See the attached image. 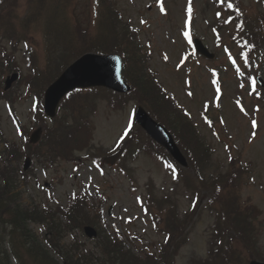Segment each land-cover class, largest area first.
<instances>
[{
  "label": "trees",
  "instance_id": "1",
  "mask_svg": "<svg viewBox=\"0 0 264 264\" xmlns=\"http://www.w3.org/2000/svg\"><path fill=\"white\" fill-rule=\"evenodd\" d=\"M17 1L0 0V7L7 5L0 12V33H3L5 26H13L6 31L10 41L20 42V35L27 44L34 30L41 37L42 54L28 53L32 71L22 77L20 85L35 94L38 123L44 132L38 145H30L27 140L23 149H19L15 143L8 146L9 161L36 156L43 165L50 166L58 160L68 161L76 152L89 149L95 131L92 114L96 103L93 99L98 95V90H77L69 94L60 105L61 115L53 119L51 125L39 106L42 105L46 87L78 57L88 52L119 53L124 61L123 77L132 86V92L124 96L112 93L114 98L109 99L108 107L113 111L122 110L130 98L143 105L170 130L187 157L189 168L182 169L176 165L167 152L136 125L127 133L125 148L129 153L142 152L164 162L174 185L183 190L189 207L180 217L177 195L162 192V196H158L153 181L148 183L144 209L152 215L158 231L165 233V241L162 244L153 243L137 255L124 247L121 235L111 238L102 229L101 213L88 207L84 195L74 196L66 211L61 206L56 210L38 206L27 209L19 202L20 193L16 190L20 184L19 175L27 183L28 174L12 168L0 170V264H12L13 256L22 264H60L57 258L64 264H176L179 250L186 241V229L201 210L209 212L214 218L211 236L215 238L217 250L211 253L210 258L207 257L209 263L197 260V264H247L252 259L264 261L257 241L260 232L257 226L261 222L262 212L250 199L242 197V190L248 184V165L243 167L239 159L231 155L229 165L214 168L213 146L191 116L178 107L157 82V74L149 65V54L130 36L128 26L119 20L118 15L113 19V2L93 0L95 18L87 23L78 17L79 0H28V3L26 1L19 6ZM240 5L236 1L231 8H227L230 22H238L242 16L243 7ZM12 14H26L27 18L18 25ZM221 22L218 21V24ZM259 24L253 51L264 42V17ZM18 27H21L20 32ZM226 32L228 40L236 42L244 35V27L238 26ZM15 61L14 55L0 45V75L18 70ZM22 136L28 138V132L24 131ZM158 197L166 199L159 200ZM61 216L66 219L65 223ZM179 218L183 221H179ZM37 223L48 224L50 237L45 235L44 241L30 228ZM85 225L98 227L104 234L92 249L77 241L61 246L60 242L74 228ZM113 242L121 243L114 246Z\"/></svg>",
  "mask_w": 264,
  "mask_h": 264
},
{
  "label": "rangeland",
  "instance_id": "2",
  "mask_svg": "<svg viewBox=\"0 0 264 264\" xmlns=\"http://www.w3.org/2000/svg\"><path fill=\"white\" fill-rule=\"evenodd\" d=\"M117 1L125 18L140 30L143 43L151 42L152 67L159 73L160 83L174 96L175 101L191 114L208 143L213 146L214 168L229 165L231 155L238 158L243 167L248 165V184L242 190V197L250 198L263 211L261 222L257 226L260 230L257 241L264 252V97L260 96L256 86L257 77L264 79V49L253 57V67L244 65L242 61L237 62V70L229 50L218 45L210 25L218 0H193L194 20L190 32L193 38L202 40L206 47L216 54V58L208 60L202 57L195 61L187 59L184 64L185 55L193 50V44L187 37L189 31L186 29L185 8L188 0ZM242 1L254 10H264L262 0ZM35 39H39L37 33ZM35 47L37 49L38 44ZM20 49L17 53L18 59L24 64L25 46L22 45ZM211 70H217L221 74V93L213 84ZM105 90L99 91L93 99L96 103L93 118L97 126L93 148L113 147L120 134L131 123L136 107L135 102L131 101L125 109L111 113L107 103L114 95ZM107 99L108 102L105 101ZM32 109L34 107L31 98L18 105L17 115L24 124H29ZM205 110L207 112L204 115ZM0 113V131L4 134V140L18 141L17 128L9 116L7 104L2 101ZM3 137L0 135V168L11 165L16 167L6 161ZM131 160L129 153L123 157L122 162L129 163ZM34 164L36 178L31 180L28 186L21 184L18 189L25 207L32 209L37 203L44 206L49 202L48 192L53 193L59 203L66 205L68 197L83 191L89 200L101 205L107 224L111 228L116 227L122 233L130 228L142 238V245L159 241L147 223L138 201L140 195L147 194L146 184L153 181L157 191L177 195L180 208H188V200L184 198L183 190L174 185L165 164L145 155L131 161L134 183L115 166H97L87 152L77 154L74 161L62 162L49 169L41 167L37 162ZM179 221L183 219L179 218ZM212 223L211 215L201 210L197 222L187 224L186 241L182 244L176 264H195L197 260L209 263L207 257L210 258L211 253L217 250L215 238L211 236ZM32 229L38 235L45 231L44 227L40 226ZM75 236L87 246L90 245L88 242H93L81 230L75 231ZM72 241L73 237L69 236L61 244H70Z\"/></svg>",
  "mask_w": 264,
  "mask_h": 264
},
{
  "label": "water",
  "instance_id": "3",
  "mask_svg": "<svg viewBox=\"0 0 264 264\" xmlns=\"http://www.w3.org/2000/svg\"><path fill=\"white\" fill-rule=\"evenodd\" d=\"M197 49L206 54L200 43L197 44ZM121 71L122 61L119 57L95 54H86L82 56L47 89L45 94V111L47 115L54 117L61 99L76 88L105 86L117 92L129 91L130 88L121 77ZM16 78L17 76L15 75L9 79L8 86H10ZM260 81L262 82V80ZM137 122L157 143L166 148L180 165L187 167V161L176 145L172 135L166 128L154 121L142 107L138 109ZM37 140L38 137L33 136L32 141L36 142ZM27 162L29 163L30 161L28 160ZM86 233L89 236L95 234L90 228L86 229ZM251 264L260 263L253 262Z\"/></svg>",
  "mask_w": 264,
  "mask_h": 264
},
{
  "label": "snow or ice",
  "instance_id": "4",
  "mask_svg": "<svg viewBox=\"0 0 264 264\" xmlns=\"http://www.w3.org/2000/svg\"><path fill=\"white\" fill-rule=\"evenodd\" d=\"M232 7V5L231 4H229V8H231ZM143 22V21H142ZM256 125H255V123L253 124V127H255Z\"/></svg>",
  "mask_w": 264,
  "mask_h": 264
}]
</instances>
